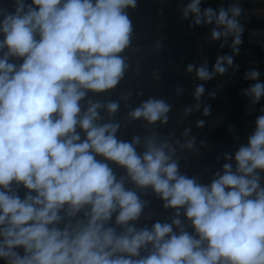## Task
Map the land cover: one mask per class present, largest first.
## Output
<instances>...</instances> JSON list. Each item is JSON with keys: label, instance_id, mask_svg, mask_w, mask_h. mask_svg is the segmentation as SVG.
<instances>
[{"label": "clouds", "instance_id": "9594fccd", "mask_svg": "<svg viewBox=\"0 0 264 264\" xmlns=\"http://www.w3.org/2000/svg\"><path fill=\"white\" fill-rule=\"evenodd\" d=\"M137 7L138 0H14V11L0 9L4 264H264V114L246 143L223 153L222 169L205 184L180 171L177 153L196 148L190 127L180 138L156 131L170 119L165 99L149 97L134 108L131 92L95 99L126 78V52L134 50L129 10ZM243 12L237 2L218 9L202 8V0L181 5L189 28L212 26L209 39L232 53L218 55L211 71L206 61L188 64L194 81L238 70ZM260 75L250 69L243 77L254 81L242 90L252 105L264 98ZM204 93L203 84L195 87V104L184 108L183 118L201 109ZM121 101L130 109L123 120L117 118ZM210 111L204 106L202 114ZM134 121L145 122L149 134L118 139L121 123ZM149 189L174 212L138 227L149 204L138 191Z\"/></svg>", "mask_w": 264, "mask_h": 264}, {"label": "crops", "instance_id": "0c3cea01", "mask_svg": "<svg viewBox=\"0 0 264 264\" xmlns=\"http://www.w3.org/2000/svg\"><path fill=\"white\" fill-rule=\"evenodd\" d=\"M26 2L31 3V0ZM187 2L188 0H138L137 9L129 10L134 26V50L126 52L130 65L126 78L117 89L96 96L95 99H118L121 93L131 92L128 103L133 108L149 97L165 99L172 105L170 119L166 126L156 125V131L163 138L170 132L182 134L185 127H190L192 134L201 137L205 150L204 183L207 184L226 162L223 153L234 154L241 144L246 143L248 136L255 130L256 118L264 114L261 113L264 98L259 104L252 105L242 92L254 83L243 79L245 72L250 69L258 70L261 73L259 81L264 82V0H202V8L218 9L237 2L244 9L241 17L245 28L243 42L239 46V54L234 57V64L239 68L235 71L229 70L222 76L217 75L208 82L194 81L193 74L186 72L187 65L194 63L199 66L206 61L211 71L218 55L232 54L231 48L226 45L221 49V41L209 39L212 26L189 28L190 21L182 19L180 14L181 5H186ZM0 9L14 11V0H0ZM228 43L230 45L231 40ZM156 44L161 45L159 51L154 47ZM154 73L159 79H153ZM199 84L205 87V93L201 97V109L183 118L184 108L195 104L193 93ZM177 87L181 89L179 95ZM212 92L215 93L214 98L208 95ZM91 95L90 93L89 96ZM208 105L211 106V111L205 117L202 114L203 107ZM129 110L121 101L117 118L123 120ZM199 120L205 122L204 127H195V122ZM149 131L143 121L130 124L122 122L117 136L120 140L130 142L133 136L143 138ZM137 151L141 152L142 148L138 147ZM110 166L118 176L125 174L118 166ZM180 171L188 176L182 168ZM126 186L134 187L131 183ZM24 191L22 188L19 190L21 197ZM138 195L141 199L149 201L138 221V227L145 224L151 227L153 223L163 222L173 215L174 210H165L162 201L150 189L145 192L138 191ZM149 215L151 219L146 220L145 217ZM184 223L186 230L193 232V229L187 226L186 220ZM20 251L22 253V250ZM0 264L4 262L0 260Z\"/></svg>", "mask_w": 264, "mask_h": 264}, {"label": "built area", "instance_id": "2783aa9c", "mask_svg": "<svg viewBox=\"0 0 264 264\" xmlns=\"http://www.w3.org/2000/svg\"><path fill=\"white\" fill-rule=\"evenodd\" d=\"M173 138H180L181 134L170 132ZM169 134L167 136H169ZM196 137V148L192 151L178 152L180 169L185 170L189 177H197L201 183H204V158L205 150L201 137L198 134H192Z\"/></svg>", "mask_w": 264, "mask_h": 264}]
</instances>
